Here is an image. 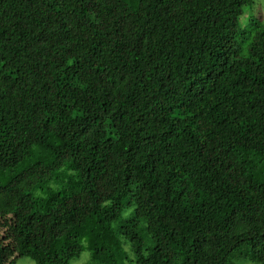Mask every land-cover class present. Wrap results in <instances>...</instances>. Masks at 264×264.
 <instances>
[{"label": "trees", "instance_id": "obj_1", "mask_svg": "<svg viewBox=\"0 0 264 264\" xmlns=\"http://www.w3.org/2000/svg\"><path fill=\"white\" fill-rule=\"evenodd\" d=\"M253 4L0 0V264H264Z\"/></svg>", "mask_w": 264, "mask_h": 264}, {"label": "rangeland", "instance_id": "obj_2", "mask_svg": "<svg viewBox=\"0 0 264 264\" xmlns=\"http://www.w3.org/2000/svg\"><path fill=\"white\" fill-rule=\"evenodd\" d=\"M252 12L255 15H260L264 18V0H254V4L252 6V10L251 11H246L245 15H243L240 20H239V24L244 26L247 16L249 15V13ZM132 211V209L127 208L125 210V213L123 214V218H127L130 214V212ZM90 263V254L85 251L83 252L78 258L73 259L70 264H89ZM16 264H35L32 260L27 259V258H22V259H18L16 261Z\"/></svg>", "mask_w": 264, "mask_h": 264}]
</instances>
